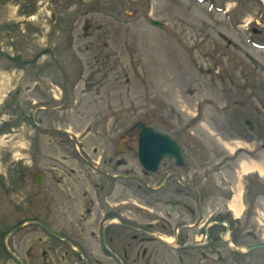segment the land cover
I'll list each match as a JSON object with an SVG mask.
<instances>
[{
  "label": "rangeland",
  "instance_id": "obj_1",
  "mask_svg": "<svg viewBox=\"0 0 264 264\" xmlns=\"http://www.w3.org/2000/svg\"><path fill=\"white\" fill-rule=\"evenodd\" d=\"M139 122L175 138L185 165L165 158L147 174ZM263 144L264 0H0V264H19L3 238L37 264L32 225L4 237L34 216L32 173L80 180L85 159L118 172V198L135 199L124 204L131 222L168 220L170 232L150 229L166 239L188 224L187 240L214 238L198 264H264V249L230 253L223 239L264 244ZM227 212L239 220L231 230L218 223ZM131 234L134 254L143 234ZM143 243L171 252V264L194 263Z\"/></svg>",
  "mask_w": 264,
  "mask_h": 264
},
{
  "label": "flooded vegetation",
  "instance_id": "obj_2",
  "mask_svg": "<svg viewBox=\"0 0 264 264\" xmlns=\"http://www.w3.org/2000/svg\"><path fill=\"white\" fill-rule=\"evenodd\" d=\"M85 161L88 162L86 166L91 170H78L83 177L80 180L48 181L45 180L44 172L36 170L34 173L40 175L41 179L35 182L36 176L31 175L34 190L32 189L28 202L35 204L34 216L21 220L14 227L20 228L25 224L33 226L29 232L34 238L27 252L29 256L35 258L37 264H139L140 259L143 264H171L169 260L171 252L167 256L160 254L159 251L153 252L155 248L148 247L143 243L145 241H157L175 252L177 262H180L181 258H187L194 262L193 264H198L197 260L203 257L202 247L208 246L214 238L205 234V239L202 241L203 233L200 232V236L197 237L193 232L191 240H187L188 236H185L183 230H192L195 226L188 224L176 225L172 230V236H169L171 240L167 241L150 229L156 225L170 232L168 220H164L166 223L159 220L154 223L148 219L147 222L141 223L142 225L131 222L134 221L135 215L126 214L128 209L124 204L135 199L118 198V172H105V176L102 173V166L90 164L86 159ZM108 161L114 162L111 165L112 169L118 167L117 155L115 159L112 155L109 156L106 163ZM103 162L101 156V163ZM184 165L185 156L184 164L180 166ZM70 170L74 172V168ZM101 174L104 176L103 179ZM145 186L147 189L155 188L150 184ZM134 188L141 189L138 186ZM143 198L147 201L151 200L149 197ZM142 212L147 214L144 210ZM131 231L132 240L138 239V234H143L139 238L141 245L134 254L131 250L134 247L128 241V236H124ZM118 237L122 239L119 240ZM32 245L35 246L34 249ZM6 249L10 250L8 246ZM18 258L23 264H29L25 261V257ZM17 262L21 264L20 261Z\"/></svg>",
  "mask_w": 264,
  "mask_h": 264
},
{
  "label": "water",
  "instance_id": "obj_3",
  "mask_svg": "<svg viewBox=\"0 0 264 264\" xmlns=\"http://www.w3.org/2000/svg\"><path fill=\"white\" fill-rule=\"evenodd\" d=\"M151 24L158 26L162 22L156 19H150ZM138 129V158L140 164L147 171H155L158 167L159 161L165 157H171L173 163L177 165L184 164V156L180 143L167 133L159 132L151 126L145 125L143 122L136 124ZM264 148V144L262 145ZM35 182L41 179L40 175H35ZM14 229L11 230V232ZM10 234L7 233L5 239ZM264 246V245H261ZM257 246L244 247L246 250H251ZM8 252L17 260L22 261L14 255L10 250Z\"/></svg>",
  "mask_w": 264,
  "mask_h": 264
},
{
  "label": "bare ground",
  "instance_id": "obj_4",
  "mask_svg": "<svg viewBox=\"0 0 264 264\" xmlns=\"http://www.w3.org/2000/svg\"><path fill=\"white\" fill-rule=\"evenodd\" d=\"M252 164H248V163H246V162H242V164H241V168H242V170L244 171V172H247L248 170H250L251 168H252ZM238 197H239V194H236L234 197H233V200H232V202H231V206L232 207H235L236 206V203H237V201H238ZM235 210H236V212H238V208H236L235 207ZM261 215L264 217V210L262 211V213H261ZM167 241H170L171 239L170 238H168V239H166Z\"/></svg>",
  "mask_w": 264,
  "mask_h": 264
},
{
  "label": "trees",
  "instance_id": "obj_5",
  "mask_svg": "<svg viewBox=\"0 0 264 264\" xmlns=\"http://www.w3.org/2000/svg\"><path fill=\"white\" fill-rule=\"evenodd\" d=\"M218 219L221 220L222 217H218ZM233 222H234L233 219H232V220H229V223H230V227H231V228H232V226H233Z\"/></svg>",
  "mask_w": 264,
  "mask_h": 264
}]
</instances>
